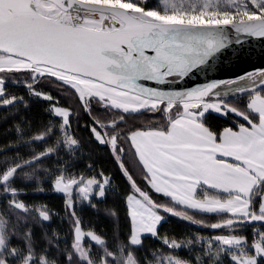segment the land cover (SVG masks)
<instances>
[{"label": "snow or ice", "instance_id": "1", "mask_svg": "<svg viewBox=\"0 0 264 264\" xmlns=\"http://www.w3.org/2000/svg\"><path fill=\"white\" fill-rule=\"evenodd\" d=\"M250 38L264 40V0H0L2 118L30 107L29 99L10 91L19 87L46 101L50 117L31 135L22 117L24 123L8 129L15 139L0 144V264H264V68L214 78L225 64L250 55ZM197 74L205 81L184 87ZM43 83L73 92L92 118V137L111 150L130 182L126 242L117 238L110 246L78 213V206L98 209L112 179L92 163L85 168L93 174L76 171L83 153L72 111ZM240 96H247L242 107ZM145 113L160 119L122 127ZM230 114L238 119L219 129L208 121ZM52 136L55 142L43 151L20 154V147ZM126 151L165 202L139 186L123 163ZM45 179L64 198L70 245L55 231L44 234V247L35 239L34 226L56 213L23 197L32 184L44 192ZM106 214L118 219L114 210ZM168 216L211 234L162 235ZM256 223L262 229L253 228L249 240L244 230ZM149 238L159 247L142 258ZM181 249L195 251L194 260L181 258Z\"/></svg>", "mask_w": 264, "mask_h": 264}, {"label": "trees", "instance_id": "2", "mask_svg": "<svg viewBox=\"0 0 264 264\" xmlns=\"http://www.w3.org/2000/svg\"><path fill=\"white\" fill-rule=\"evenodd\" d=\"M152 2L154 3L155 0H152ZM41 87L44 91L50 92L59 101L61 106L68 107L72 111V130L76 137L81 141V152L83 153V158L75 166L76 171H85L87 174L91 175L93 173L88 171L85 168V165L92 163L96 172L103 170L104 173L109 175L112 179V190L108 192L107 197L104 200L98 203V209L94 210L86 205L82 209L80 206L77 207L78 213L84 219L85 226L94 227L98 233H101L106 237L110 246L117 238L126 242L129 232V221L126 215L125 197L132 191L130 182L123 175L119 163L115 159L111 150L106 146L99 145L92 137L90 129L87 127V125L92 123V118L83 111L78 99L73 95V93L63 91L48 83H43ZM10 91L24 95L26 99H29L30 107L27 110L21 108L18 115L9 116L7 120L2 118L5 115L6 110L0 109V144H4L15 139V132H9L8 129L16 122L24 123L25 121L21 119L22 117L25 118L26 121H30L31 128L27 133L28 135L40 131L41 128L48 123L50 118L49 114L45 111V108L47 107L46 101H36L29 98L26 89L23 87L10 88ZM237 100L240 102L239 106L242 107L243 102L247 100V96H240ZM93 108L96 109L98 107L93 105ZM98 114V112L93 113V115ZM159 117V115L152 116L148 113H145L143 116L129 117L127 124L122 125V127H143L153 120H159ZM235 119L238 118L231 115H229L228 119H224L222 117L217 118L215 115H210L208 117L209 123L216 129L230 125ZM55 140L56 136H52L49 138L47 143H35L31 146L20 147L19 152L21 155L27 157L32 152L43 151L49 144L54 143ZM61 154L64 155L63 152ZM65 159H67L66 156ZM122 160L130 174L141 188L149 191L152 197L157 201L165 202V198L161 194L153 192L143 180L141 167L138 166L137 162L134 160L132 152L126 151L123 154ZM43 163L45 166L51 167L53 162L52 160H46ZM17 184L23 186L20 181H17ZM42 186L45 191L37 192L34 190L36 187L35 184L29 185L26 189L28 194L23 198L30 204H47L56 213V215L53 216L50 223H47L44 226H34L33 232L35 239L41 247H44L46 246L44 234L47 233L48 236H52L53 231H55L59 234L62 240L63 238H67L68 244L70 245V225L64 218V198L62 195L52 192L50 179H45ZM106 209L114 210L118 214V219L107 215ZM204 219H207L208 222L211 223L215 222L217 217L208 216L204 217ZM253 228L262 229V225L259 223L252 224L244 230V234L248 236L249 240L251 239ZM160 232L162 235L167 234L169 236H174L177 239L185 236H194L198 233L202 235L211 234V230L208 228L199 227L172 216L167 217V222L161 226ZM60 247H64L63 242H61ZM158 247L159 243L157 241L150 238L145 239L144 249H142L138 255L143 258L145 250H151ZM50 255L56 257L57 253L55 249L50 250ZM178 255L185 260L191 261L194 260L196 253L195 251L190 252L186 249H181L178 251Z\"/></svg>", "mask_w": 264, "mask_h": 264}, {"label": "water", "instance_id": "3", "mask_svg": "<svg viewBox=\"0 0 264 264\" xmlns=\"http://www.w3.org/2000/svg\"><path fill=\"white\" fill-rule=\"evenodd\" d=\"M249 46L251 48L250 55L246 56L242 62L225 64L223 69L214 75V78L234 77L246 71L264 68V40L250 38L245 48L247 49ZM204 81L205 77L203 75H193L188 79L184 87H195Z\"/></svg>", "mask_w": 264, "mask_h": 264}, {"label": "rangeland", "instance_id": "4", "mask_svg": "<svg viewBox=\"0 0 264 264\" xmlns=\"http://www.w3.org/2000/svg\"><path fill=\"white\" fill-rule=\"evenodd\" d=\"M69 92H72L71 90H68ZM73 93V92H72ZM74 95V94H73ZM75 96V95H74ZM76 97V96H75ZM77 98V97H76ZM98 107V106H97ZM157 115H159V114H157ZM231 115V114H230ZM160 116V115H159ZM231 116H234V115H231ZM159 119H160V117H159ZM38 225V224H37ZM255 229H257V230H261L260 228H255ZM253 230V229H252ZM252 234V233H251ZM251 240V239H250Z\"/></svg>", "mask_w": 264, "mask_h": 264}]
</instances>
